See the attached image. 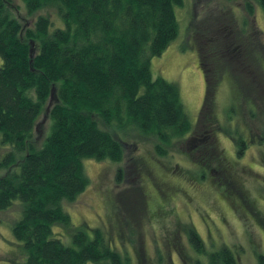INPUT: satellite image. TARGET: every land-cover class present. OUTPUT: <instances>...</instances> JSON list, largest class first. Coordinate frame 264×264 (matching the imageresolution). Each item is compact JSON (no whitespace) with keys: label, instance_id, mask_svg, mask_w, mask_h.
<instances>
[{"label":"trees","instance_id":"obj_1","mask_svg":"<svg viewBox=\"0 0 264 264\" xmlns=\"http://www.w3.org/2000/svg\"><path fill=\"white\" fill-rule=\"evenodd\" d=\"M14 1L0 0V143L8 150L0 155V172H5L0 211L21 205L12 233L22 244L23 260L14 264H134L128 254L112 249L99 229L92 239L76 231L67 246L53 228L71 226L64 208L90 186L86 160H124L126 145L116 131L150 141L160 157L194 133L197 123L184 107L179 86L154 79L151 72V60L179 35L175 7H184L185 0H20L36 17L31 26L21 22ZM255 2L264 11V0ZM49 9L56 11L62 28L52 29L51 17L38 15ZM245 9L255 14L251 1ZM53 89L51 129L43 145L34 147ZM227 119L231 122L234 114ZM237 128L225 133L242 158L251 143L249 133ZM258 141L257 160L264 168V136ZM204 158L195 173L208 179L213 170ZM189 240L194 251L207 254L209 264H239L226 246L208 252L194 228ZM257 262L264 264L263 254Z\"/></svg>","mask_w":264,"mask_h":264},{"label":"rangeland","instance_id":"obj_2","mask_svg":"<svg viewBox=\"0 0 264 264\" xmlns=\"http://www.w3.org/2000/svg\"><path fill=\"white\" fill-rule=\"evenodd\" d=\"M247 1L255 8L253 16L245 9ZM14 4L20 6L21 22L31 26L36 17L20 0ZM175 12L179 35L151 60V72L154 79L179 86L184 107L197 123L194 133L160 157L150 141L116 131L126 145L124 160H86L90 186L64 208L71 226L56 225L53 231L72 246L76 231L92 239L99 229L110 247L128 254L134 264H209L207 254L192 248L189 229L194 228L208 252L226 246L239 264H258L257 255H264V168L257 160L261 147H256L264 136V11L255 0H185ZM38 15H49L52 29L63 27L53 9ZM43 118L32 139L38 148L51 129ZM233 125L249 133L251 146L242 158L225 133ZM7 151L0 143V155ZM203 157L213 170L208 179L195 173ZM20 216L19 203L0 211V264L23 260L22 244L12 233Z\"/></svg>","mask_w":264,"mask_h":264},{"label":"water","instance_id":"obj_3","mask_svg":"<svg viewBox=\"0 0 264 264\" xmlns=\"http://www.w3.org/2000/svg\"><path fill=\"white\" fill-rule=\"evenodd\" d=\"M54 93H55V90L53 89V90H52V94H51V98H50V102H49V105H48V107H47V115L44 116L42 123H45L46 120L48 119V113L50 112V108H51V106H52V104H53V100L55 99V94H54ZM42 123H41V124H42ZM38 126H39V125L36 126V131H37Z\"/></svg>","mask_w":264,"mask_h":264}]
</instances>
